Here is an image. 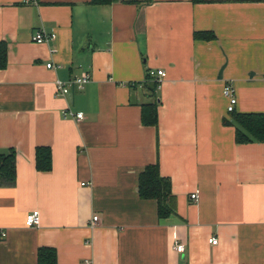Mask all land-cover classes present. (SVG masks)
<instances>
[{
    "label": "crops",
    "instance_id": "obj_1",
    "mask_svg": "<svg viewBox=\"0 0 264 264\" xmlns=\"http://www.w3.org/2000/svg\"><path fill=\"white\" fill-rule=\"evenodd\" d=\"M38 30L55 37L38 43ZM0 40V153L17 151L16 184L0 186V264H38L43 246L58 264H264V142H237L224 93L234 87L235 112L264 113V0H0ZM84 73L83 88L56 93ZM39 146L51 170L37 168ZM157 163L168 217L139 191Z\"/></svg>",
    "mask_w": 264,
    "mask_h": 264
},
{
    "label": "trees",
    "instance_id": "obj_2",
    "mask_svg": "<svg viewBox=\"0 0 264 264\" xmlns=\"http://www.w3.org/2000/svg\"><path fill=\"white\" fill-rule=\"evenodd\" d=\"M113 0H93L98 4ZM196 2L204 0H194ZM198 39H211L212 32H196ZM8 65V42L0 40V69ZM148 79L152 77L148 74ZM159 86L154 80L150 89L155 92ZM155 95V94H154ZM156 96V95H155ZM143 108V122L146 125L158 124V103H145ZM232 119L228 122L236 126V140L239 143L254 141L264 142V113L230 112ZM36 165L41 171L51 170L53 166V152L49 146H39L36 149ZM17 180V151L11 148L0 153V186H14ZM139 191L142 198L155 199L158 203L160 217H168L174 212L175 196L169 177L162 175L159 164H149L139 177ZM38 264H58L57 250L54 247L43 246L38 251Z\"/></svg>",
    "mask_w": 264,
    "mask_h": 264
},
{
    "label": "built area",
    "instance_id": "obj_3",
    "mask_svg": "<svg viewBox=\"0 0 264 264\" xmlns=\"http://www.w3.org/2000/svg\"><path fill=\"white\" fill-rule=\"evenodd\" d=\"M37 2V0H30ZM49 37H55L54 34L52 35H47L44 30H38L36 31L33 39L34 41L38 43H43L48 40ZM48 68H54V63H48L47 64ZM149 75L156 79L158 81L159 85H161L162 81L167 77V72L165 69L159 68V69H150L149 70ZM90 74L89 73H84L81 76L74 77L68 81H64L61 79H57L56 81V93L59 95H68L72 89V87L77 86L78 88H83L84 85L90 80ZM224 93L229 99V104H228V111L233 112L235 110V105L237 103V96L235 93V89L231 84H227L224 88ZM73 114V113H71ZM75 117L78 120H82L84 118L83 113H77L75 114ZM191 199L193 201H197L199 199V194L198 192H194L191 194ZM99 215H94L92 224L96 225L99 222ZM41 222V213L38 209H35L31 211L30 213L27 214L26 216V225L28 226H36L39 225ZM5 235V233H4ZM210 242L213 244L218 243L217 237H212L210 239ZM184 245L183 244H178L176 246V249L180 252L184 250ZM84 264H92V261L90 259H85Z\"/></svg>",
    "mask_w": 264,
    "mask_h": 264
}]
</instances>
